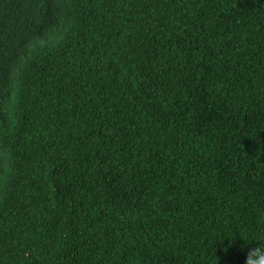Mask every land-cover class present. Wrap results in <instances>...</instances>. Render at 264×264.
Returning a JSON list of instances; mask_svg holds the SVG:
<instances>
[{"label": "trees", "instance_id": "trees-1", "mask_svg": "<svg viewBox=\"0 0 264 264\" xmlns=\"http://www.w3.org/2000/svg\"><path fill=\"white\" fill-rule=\"evenodd\" d=\"M260 236L264 0H0V264H245Z\"/></svg>", "mask_w": 264, "mask_h": 264}, {"label": "clouds", "instance_id": "clouds-1", "mask_svg": "<svg viewBox=\"0 0 264 264\" xmlns=\"http://www.w3.org/2000/svg\"><path fill=\"white\" fill-rule=\"evenodd\" d=\"M40 165V163L37 164V166H35L36 172H33L38 173L39 176H41L44 171V168L40 167ZM254 244L256 245L255 247H246L244 249L246 254L245 264H264V236L258 237Z\"/></svg>", "mask_w": 264, "mask_h": 264}]
</instances>
